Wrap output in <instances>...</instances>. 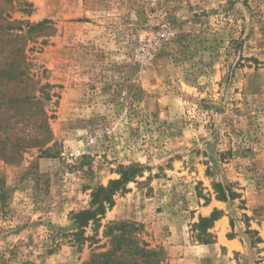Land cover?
Listing matches in <instances>:
<instances>
[{
	"label": "rangeland",
	"instance_id": "1",
	"mask_svg": "<svg viewBox=\"0 0 264 264\" xmlns=\"http://www.w3.org/2000/svg\"><path fill=\"white\" fill-rule=\"evenodd\" d=\"M10 32L54 150L0 160V264H83L115 223L166 264H264V0H0V49ZM133 165L76 243L73 214Z\"/></svg>",
	"mask_w": 264,
	"mask_h": 264
},
{
	"label": "trees",
	"instance_id": "2",
	"mask_svg": "<svg viewBox=\"0 0 264 264\" xmlns=\"http://www.w3.org/2000/svg\"><path fill=\"white\" fill-rule=\"evenodd\" d=\"M36 28L31 26L28 32ZM9 34L10 48L0 49V160L15 161L34 148L42 155H52V116L47 109V102L51 101L52 96L46 92V86H40L35 80L25 44L21 48L15 45L17 38L21 41L26 38L11 32ZM2 57L6 60L4 65L1 63ZM138 169L137 165L121 167V179L110 181L107 186L96 187L91 195V207L73 214L78 228L74 235L76 243L85 240L81 238L82 229L91 222H99L114 204L116 193L124 190L126 184L138 175ZM217 187L219 197L223 200L237 196L232 192L228 196L221 185ZM214 218L216 216L213 215L212 220ZM134 231L136 229L133 225L112 224L106 233L111 238L109 249L94 253L83 264H166L163 249H153L148 243H140Z\"/></svg>",
	"mask_w": 264,
	"mask_h": 264
},
{
	"label": "crops",
	"instance_id": "3",
	"mask_svg": "<svg viewBox=\"0 0 264 264\" xmlns=\"http://www.w3.org/2000/svg\"><path fill=\"white\" fill-rule=\"evenodd\" d=\"M218 223H229V220L224 216V217H222L219 221H217V224ZM235 232H238V228L236 227L235 228ZM234 240H236L235 238H233V239H231V241H234Z\"/></svg>",
	"mask_w": 264,
	"mask_h": 264
}]
</instances>
